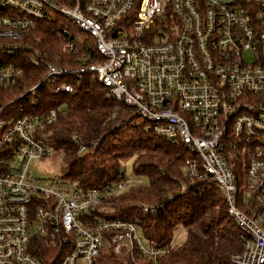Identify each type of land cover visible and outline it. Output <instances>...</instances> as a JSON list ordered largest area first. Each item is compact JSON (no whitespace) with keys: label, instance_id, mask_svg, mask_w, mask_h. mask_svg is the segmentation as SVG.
<instances>
[{"label":"built area","instance_id":"1","mask_svg":"<svg viewBox=\"0 0 264 264\" xmlns=\"http://www.w3.org/2000/svg\"><path fill=\"white\" fill-rule=\"evenodd\" d=\"M58 17L82 33L75 39L63 26L66 65L33 50L45 78L0 107V264H96L106 236L116 255L170 251L146 241L138 222L95 216L137 182L119 176L83 191L56 178L45 188L29 172L56 153L47 129L66 116L62 106L40 108L41 91L73 93L86 74L185 149L192 184L221 191L241 231L234 264H264V0H0L1 54L17 57L29 31ZM23 75L21 65L2 63L0 88Z\"/></svg>","mask_w":264,"mask_h":264},{"label":"trees","instance_id":"2","mask_svg":"<svg viewBox=\"0 0 264 264\" xmlns=\"http://www.w3.org/2000/svg\"><path fill=\"white\" fill-rule=\"evenodd\" d=\"M60 21L58 17L54 25L29 31L30 47L17 57L0 52V65L15 62L24 69L23 77L15 84L0 88V107L45 78V66H34L31 61L33 50L46 51L49 63L66 65L62 61L67 56L63 26L72 30L75 39L82 33L68 21L62 20V25ZM37 38L41 41L37 42ZM74 85L73 93L41 91L40 108L62 106L66 111V116L47 129L55 154L61 153L66 162L65 177L83 191L103 188L124 176V162L134 157V172L146 177L148 184L122 193L110 201L112 206L98 209L95 216L138 222L146 241L153 240L170 249L157 258L137 253L116 255L106 236L96 264H234V256L243 249L241 231L215 184H192L186 177L185 149L148 130L146 120L109 97L105 86L94 82L90 75ZM74 138L87 147L85 154H78ZM184 184L190 187L181 194ZM142 205L156 206L158 210L145 214ZM179 226L186 230L187 238L180 247H173L174 232Z\"/></svg>","mask_w":264,"mask_h":264},{"label":"rangeland","instance_id":"3","mask_svg":"<svg viewBox=\"0 0 264 264\" xmlns=\"http://www.w3.org/2000/svg\"><path fill=\"white\" fill-rule=\"evenodd\" d=\"M134 161L135 159L132 157L124 162V178L137 182L139 186H145L148 184V179L146 177L136 175L133 169ZM66 171L67 165L61 153L54 154L53 156L44 160H34L29 166V172L36 179V185L45 188L51 187L53 184L52 181H54L56 178L60 180L62 188L68 184L70 186L73 185L70 179L65 177ZM128 189L129 188H127L123 193L127 192ZM107 211L109 210L107 209L106 212ZM186 238V230L181 226L177 227L174 232L173 247H180L183 245L186 241Z\"/></svg>","mask_w":264,"mask_h":264}]
</instances>
